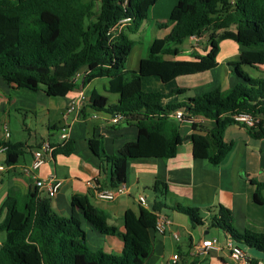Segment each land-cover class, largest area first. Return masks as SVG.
I'll return each mask as SVG.
<instances>
[{"label": "trees", "instance_id": "1", "mask_svg": "<svg viewBox=\"0 0 264 264\" xmlns=\"http://www.w3.org/2000/svg\"><path fill=\"white\" fill-rule=\"evenodd\" d=\"M157 1L0 0V79L6 85L42 91L48 97H64L94 80H103L102 89L118 96L110 103L92 89L86 100L91 110L112 117L120 115L138 131L136 140L126 143L117 155L105 154L100 141L87 140L100 165L108 166L109 186L113 189L125 182L128 160L173 158L185 139L191 141L194 159L219 165L232 150L233 144L225 141L224 133L227 127L240 125L234 120L236 115L260 118L259 124L245 130L253 139L264 138V77H252L242 70H264V0H178L167 19L169 34L153 39L137 71L128 70L127 58L135 46L128 35L141 31ZM125 19L129 21L123 29L112 31ZM231 26L235 32L229 30ZM207 30L212 33L204 56H195L192 61L165 58L177 56L179 45ZM223 40H231L243 49L238 61L229 64L237 80L230 89H215L172 104H163V100L186 91L177 89L167 95L142 91L145 77H157L165 84L178 76L215 68L218 45ZM176 111L212 121L213 126L203 129L193 122V132L182 137L179 123L170 117ZM0 146L7 148V166L15 165L25 148L23 143L11 142ZM51 146L53 155L67 156L74 149L73 141ZM250 183L254 187L253 203L264 206V182ZM154 190L159 191L157 185ZM163 195L159 193L150 211L140 208L138 215L130 210L124 213V232L118 233L123 248L114 254L88 248L82 218L100 234L115 235L117 231L107 225V214L94 209L85 196H73L71 216L61 217L47 199L38 196L36 188L25 196L11 188L0 209L4 212L0 264H144L151 251L150 231L155 230L157 220L154 213L166 207L160 200ZM173 209L186 215L191 227L203 224L199 209ZM215 212L211 227L222 230L233 243L264 254V234H240L231 226L228 209L218 205Z\"/></svg>", "mask_w": 264, "mask_h": 264}, {"label": "crops", "instance_id": "2", "mask_svg": "<svg viewBox=\"0 0 264 264\" xmlns=\"http://www.w3.org/2000/svg\"><path fill=\"white\" fill-rule=\"evenodd\" d=\"M177 1L159 0L151 8L150 19L156 27L161 22L167 21ZM233 1L235 0H231ZM229 30L235 32L234 26ZM210 33L212 30L205 31L198 42L190 38L186 39L185 47L178 46L177 56L165 58L172 61H192L195 56H204ZM151 42H148L146 47L138 48L137 52L135 49L138 46L133 47L127 63L134 51L136 54L133 56L132 64L127 66L128 70L137 71L139 62L146 56ZM218 46V65L209 71L178 76L165 84L157 77H145L142 80L156 78V82L153 83L159 84L160 91L157 92L164 95L177 89L186 91L182 94L184 99L173 95L164 99L163 104L186 100L215 89L228 90L237 81L229 64L238 61L243 49L231 40H223ZM95 82L96 80L64 97H48L42 91L30 92L8 86L0 79V144L11 142L25 145L24 153L15 165L7 166L6 153H0V209L11 188H16L22 196H25L35 189V177L55 176L60 180L61 186L52 199H47L51 209L61 217H70L73 211L72 197L85 196L94 209L107 214V225L117 231L115 235L100 234L82 218L81 226L85 231L88 248L93 252L119 254L123 248V240L118 233L124 232V213L130 210L138 215L140 208L150 211L156 197L162 192L164 195L160 200L166 207L156 213L164 217L167 222L162 234L155 230L150 231L151 251L144 264H243L233 259L227 247L225 233L211 227V219L216 213V207L220 205L230 211L231 226L238 233L243 234L248 231L264 234V206L253 203L254 187L250 183V180L264 182V138L253 139L245 128L238 124L227 127L224 139L231 142L233 147L217 166L210 165L206 160L194 159L191 155L189 139H185L178 146L177 154L173 158L130 159L127 161L126 178L123 183L124 192L116 194L112 200H104L97 196V191L113 189L109 186V169L108 166L100 165L98 158L89 150L87 140L94 138L100 141L105 154L117 155L126 143L136 140L138 131L123 118L113 124L112 116L86 107L90 91L95 89L98 92L94 86ZM81 96L84 98V103L80 110L66 115L67 108ZM20 98L34 100L22 104ZM24 105L26 107H23ZM18 106L35 110L44 117L41 129L31 130L24 123L19 126L21 131L27 134L25 141H22V137H18L20 139L15 141L11 140L9 112ZM4 126L8 127L10 133L8 139L4 138ZM200 126L203 129H210L213 122L202 120ZM62 127L68 129L66 141H73V152L67 156L52 153L51 159L36 171H32V151L46 141L54 145L62 143L59 135ZM178 127L182 137H187L193 132L189 121L179 123ZM156 185L158 192L154 190ZM140 196L145 197L146 207L139 204ZM176 206L199 209L203 224L191 227L188 217L173 209ZM74 210L80 213L77 209ZM3 218L4 212H1L0 224ZM1 233L4 234L3 231H0ZM174 235L178 239H175ZM208 239L216 240V248L209 250L206 255L196 253V245ZM3 240L4 236L3 238L0 236V245ZM239 247L250 257V263L246 264H252L253 261L264 262V254L243 245ZM174 255L178 256L176 263L172 260Z\"/></svg>", "mask_w": 264, "mask_h": 264}, {"label": "built area", "instance_id": "3", "mask_svg": "<svg viewBox=\"0 0 264 264\" xmlns=\"http://www.w3.org/2000/svg\"><path fill=\"white\" fill-rule=\"evenodd\" d=\"M129 21V19H125L121 22H119L112 31H119L124 28L125 24ZM191 40L198 42L200 40L199 36L192 35L190 37ZM84 103V98L81 96L78 98L77 101L72 102V104L67 108L65 111L66 115H69L70 113H73L75 111H79L82 104ZM170 117L177 121L178 123H181L183 121H189V123H198L202 121L201 119L193 118L190 115L184 114L182 111H176L175 113L171 114ZM122 117L120 115L113 116L111 122L113 124L118 123L119 120H121ZM234 120L238 122L243 128L245 127H253L259 124L260 118H254L247 114H239L234 116ZM67 128L62 127L59 131L60 140L63 142H66L67 139ZM10 137V133L7 126H4V138L8 139ZM6 146H0V153H6ZM54 151V147L51 146L50 143L43 142L39 148L34 149L32 151V163H31V170L36 171L41 167L47 160L51 159L52 153ZM35 188L37 189L38 196L40 198L45 199H52L57 190L61 186L60 180L56 179L55 176H48L46 178H36L35 177ZM125 188L123 187V184L115 189H111L108 191H97V196L104 200H112L116 196V194H122L124 192ZM138 202L142 207H146L147 201L145 197L140 196L138 198ZM157 220L155 224V231L162 234L165 230V223L167 220L164 219V217L160 216L158 213H154ZM175 239H178L176 235H174ZM227 241V247L229 248L231 252V256L233 259L237 262L246 264L250 263V257L243 252V250L239 247L238 244L233 243L231 240L226 239ZM216 240L215 239H208L203 240L195 247V252L201 255H206L209 250L215 249L216 247ZM173 263H176L178 260V256L174 255L172 257ZM257 264H264V262H258Z\"/></svg>", "mask_w": 264, "mask_h": 264}, {"label": "rangeland", "instance_id": "4", "mask_svg": "<svg viewBox=\"0 0 264 264\" xmlns=\"http://www.w3.org/2000/svg\"><path fill=\"white\" fill-rule=\"evenodd\" d=\"M98 10V7L95 8V11ZM161 24H163L162 27H156L155 24L151 21V19L149 18L148 20H146L143 24V27L141 29V31L137 34H129L128 37L130 40H132L136 46H138L135 51L137 52V49H141L143 48V46H147V43L152 41L155 38H164L166 37L169 32H170V25H168L167 21H163L161 22ZM186 46V42L184 41L182 43V45H180L181 47H185ZM132 53V57H130L131 61L129 60L128 63L126 62V68L127 66L131 65L133 62V56H135L136 52ZM146 54V53H145ZM243 70L249 74L252 77H264V73L260 70V69H254L251 67H243ZM132 71V70H131ZM153 79V80H151ZM158 80V79H157ZM156 82V78H146L143 79L141 82V88L143 92L146 93H151L154 91H160L159 90V84L158 83H153ZM150 83V84H149ZM104 84L103 80H96L94 86L96 87V89L98 90V92L101 95H104L108 98L110 103H114L117 101L118 96L114 95V94H108L106 93L103 89H102V85ZM184 99V95L180 96V99ZM20 100H22V104H28L31 103L34 99L32 98H20ZM23 107H26V105H24ZM18 108L20 110H18ZM15 107L11 112H9V119H10V131H11V140L13 139V141L20 139L18 137H22V141H25L26 139V132L21 131L20 127L22 125V123H24L26 126L30 127L31 130L34 129H41V124L43 122L44 117L42 116L41 113L32 110L30 108H22V106H18ZM15 110V111H14ZM26 117V118H24ZM0 236L3 238L4 234L1 233Z\"/></svg>", "mask_w": 264, "mask_h": 264}]
</instances>
